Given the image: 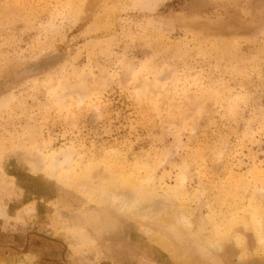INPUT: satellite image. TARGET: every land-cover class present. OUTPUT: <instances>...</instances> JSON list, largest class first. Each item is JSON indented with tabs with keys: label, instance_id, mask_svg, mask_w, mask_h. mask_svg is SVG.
Here are the masks:
<instances>
[{
	"label": "rangeland",
	"instance_id": "rangeland-1",
	"mask_svg": "<svg viewBox=\"0 0 264 264\" xmlns=\"http://www.w3.org/2000/svg\"><path fill=\"white\" fill-rule=\"evenodd\" d=\"M161 242L264 264V0H0V264Z\"/></svg>",
	"mask_w": 264,
	"mask_h": 264
},
{
	"label": "bare ground",
	"instance_id": "bare-ground-1",
	"mask_svg": "<svg viewBox=\"0 0 264 264\" xmlns=\"http://www.w3.org/2000/svg\"><path fill=\"white\" fill-rule=\"evenodd\" d=\"M127 210H129V209H127ZM140 213L141 212H138L137 214H133V212H132L131 215H134V216L138 215L139 216V215H141ZM131 215L129 214L130 217H131ZM124 216H127V215H124ZM159 245H160V248L163 249V251L168 255V257L176 263L200 264V262H198V261H201V259L197 260L198 257L196 258L193 255L184 256V253L181 250L177 251L176 249H174L173 247H170L166 243L161 242Z\"/></svg>",
	"mask_w": 264,
	"mask_h": 264
}]
</instances>
